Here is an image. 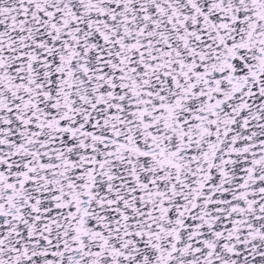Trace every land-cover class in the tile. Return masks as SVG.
I'll return each mask as SVG.
<instances>
[{
  "label": "snow or ice",
  "instance_id": "1",
  "mask_svg": "<svg viewBox=\"0 0 264 264\" xmlns=\"http://www.w3.org/2000/svg\"><path fill=\"white\" fill-rule=\"evenodd\" d=\"M0 264H264V0H0Z\"/></svg>",
  "mask_w": 264,
  "mask_h": 264
}]
</instances>
